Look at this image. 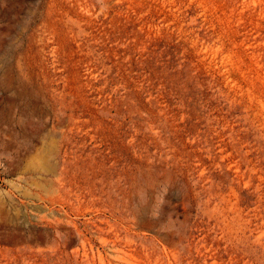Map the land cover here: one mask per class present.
Returning a JSON list of instances; mask_svg holds the SVG:
<instances>
[{
  "label": "rangeland",
  "instance_id": "rangeland-1",
  "mask_svg": "<svg viewBox=\"0 0 264 264\" xmlns=\"http://www.w3.org/2000/svg\"><path fill=\"white\" fill-rule=\"evenodd\" d=\"M0 264H264V0H0Z\"/></svg>",
  "mask_w": 264,
  "mask_h": 264
}]
</instances>
